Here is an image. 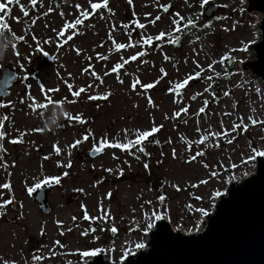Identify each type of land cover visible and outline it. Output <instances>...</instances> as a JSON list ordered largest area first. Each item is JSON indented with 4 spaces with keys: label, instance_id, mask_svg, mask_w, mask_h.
Listing matches in <instances>:
<instances>
[{
    "label": "rangeland",
    "instance_id": "374dc122",
    "mask_svg": "<svg viewBox=\"0 0 264 264\" xmlns=\"http://www.w3.org/2000/svg\"><path fill=\"white\" fill-rule=\"evenodd\" d=\"M18 4L28 15L21 13L18 6H10L6 17L8 28L0 30L13 38L23 37L14 39L0 58V68L16 74L15 81L6 90L7 96L0 97L4 105L0 107V118H3L0 131L4 133L0 138V161L6 166H0V184H9L7 189L0 188V202L10 196L15 202L0 208V264H33V255L43 257L35 264H83L98 254L116 264L121 257L141 249L136 244L144 247L150 229L147 224L155 222L153 213L159 212L173 230L195 231L197 221L202 224L204 218L195 209L203 207L209 212L214 204L208 199L210 191L223 192L228 182L252 172L255 158L248 159L251 148L264 150V92L258 80L240 69L241 63L250 60L249 44L258 37L259 15L244 11L245 0H206L203 7L199 0H132L131 6L128 0H107L110 11L98 9L87 18L79 17L76 6H80V11L91 12L89 0H35L32 4L29 0H18ZM164 4L169 5L167 10H163ZM208 5L218 9L205 18L202 12ZM133 14L138 23L144 24L143 29L130 23L127 28L122 27ZM173 14L183 17V22L172 25L171 20L177 18ZM77 18L82 22L75 29L65 28L60 32L65 22L71 23ZM188 19L193 20L194 26L186 27L185 34L181 30L173 32L174 28L183 29ZM206 19H211V24L203 27ZM161 31L173 37L188 36L179 48L172 47L167 37L141 48V36H155ZM115 43L126 47L115 49ZM141 51V56L129 60L116 73L108 71L113 64L123 63ZM97 53L107 59H98ZM193 60L204 71L200 72ZM212 61L216 63L209 70L207 66ZM161 68L166 73L162 77ZM93 72L100 80L95 79ZM196 72H200L198 77L194 75ZM186 76L192 79L180 90L178 102L173 103L174 94L167 91L170 82ZM117 77L123 82L118 83ZM133 79L157 83L151 89L143 90L137 85L132 90L129 85ZM209 84L211 88L205 92ZM68 85L72 86L71 90ZM81 88L83 91L73 97L71 93ZM105 91L109 92L105 99L88 100V96L99 97ZM210 93L214 94L215 101ZM45 97L63 102L59 106L46 104L44 109L33 111L31 103H46ZM205 100L207 106H204ZM185 105L187 111L173 119L172 113ZM53 107L62 108L73 117L79 113L84 123L69 121L63 115L59 119L53 116L54 127L43 128L41 121ZM201 107L205 110L197 115ZM250 115L261 122L250 123ZM241 120L248 124L247 129L240 126ZM233 123L238 125L234 132ZM154 125L162 127L141 145L124 152L105 148L99 156H88L93 144L99 146L98 141L104 138L111 143L124 142L126 135L128 139L134 138L136 129H150ZM221 125L226 135L215 140L209 137L200 145L193 142L186 150L185 141H195L208 131L221 132ZM81 136L87 138L69 147ZM154 140L158 143L153 144ZM140 146L147 156L137 151ZM198 151L204 155L196 161L183 162L190 153ZM145 162L147 170L143 166ZM69 163V167H64ZM106 168L112 171H104ZM121 169L122 174L117 176ZM212 170L220 175L210 176ZM50 176L59 177V182L39 187L52 185L44 197L50 210L42 213L26 187ZM233 176L236 179H231ZM201 179L207 183L191 186ZM172 184L179 190L171 187ZM158 187L165 196L163 202L156 200L161 194ZM197 196L201 199H195ZM81 204L85 206L84 211ZM105 210L110 219L102 218ZM85 211L96 219H82ZM112 228L115 232L110 231Z\"/></svg>",
    "mask_w": 264,
    "mask_h": 264
},
{
    "label": "water",
    "instance_id": "95a60500",
    "mask_svg": "<svg viewBox=\"0 0 264 264\" xmlns=\"http://www.w3.org/2000/svg\"><path fill=\"white\" fill-rule=\"evenodd\" d=\"M208 5L202 15L207 18L217 11ZM244 11L259 15L258 37L249 44L250 60L240 64L251 79L258 80L264 91V0H245ZM12 73L11 79L8 75ZM16 79L8 68H0V97ZM193 83H190V85ZM189 86V85H188ZM103 153L88 151L90 158ZM52 185L37 188L31 200L42 213L50 210L45 202ZM217 197L197 232L173 230L166 219L155 220L147 231L143 249L128 254L116 264H264V160L255 158L252 172L231 181ZM86 264H112L101 254L90 257Z\"/></svg>",
    "mask_w": 264,
    "mask_h": 264
},
{
    "label": "snow or ice",
    "instance_id": "6c2138e0",
    "mask_svg": "<svg viewBox=\"0 0 264 264\" xmlns=\"http://www.w3.org/2000/svg\"><path fill=\"white\" fill-rule=\"evenodd\" d=\"M205 2H206V0H199L200 6L203 7ZM29 3L30 4L35 3V0H29ZM128 3H129V6H131L132 0H128ZM13 5L18 6L20 11H21V13H23L25 16L28 15V13L25 11V8L22 5L18 4V0H2V2H0V30L8 28V25L6 23V17L9 16L10 6H13ZM76 7H77V11L79 12V17H82V18H87L88 16H91L98 9H104V10L110 11L109 9H107V0H101L100 3L91 2V0H89V7L91 9V12H89L87 10L80 11V6L79 5H77ZM162 7H163V10H167L169 5L164 4ZM173 15L176 16L177 18L171 20L172 25H178V24H181L183 22V17H180L179 14H173ZM157 19H158V17H157ZM216 19H220V17H216ZM81 22H82V20L80 18H77V19L73 20L71 23L65 22L64 27L60 29V32L62 33L65 28L75 29V26L80 24ZM129 23L134 25L136 28H139V29H143L144 28V24H141V23L137 22V20L135 18V14H133L132 19L128 23L123 24L122 27L127 28L129 26ZM210 24H211V21H208L205 25H203V27H208ZM188 26H194V23H193L192 19H188L187 22H186V25H184L185 28L188 27ZM180 30L181 29L179 27L178 28H174L173 32H179ZM59 34L60 33H57V35H59ZM162 37H167L168 38V42L173 44V45H175L177 43L178 39H179L178 36L173 37L171 35V33H165L163 31H161L160 33L156 34L155 36H147V37L141 36L140 37V40L142 41L141 48H143V45H151L153 40L159 41ZM22 38L23 37H14V39H22ZM108 39L109 40L112 39L111 35H109ZM191 42L192 41H189V43H191ZM101 43H103V41ZM131 43L132 42L129 41V45H131ZM57 47H59V45H57ZM125 47H126V45L123 44V43H115L114 44V48L115 49H123ZM156 47L159 48L160 44H157ZM13 49H15V45H13ZM37 51H40L39 47H37ZM77 52H78V50H77ZM142 54H143V52L141 51V52H137L135 55H130L127 58V60L123 61V63L117 62V63L113 64L112 67L108 71L112 72V73H116L129 60H135L138 56H141ZM44 55L47 56L48 54L44 53ZM97 58L98 59H107V57H100L99 53H97ZM164 59L167 60L168 57L165 56ZM221 59L223 60L224 57H222ZM141 63H144V61H141ZM215 63H216V61H212V63L207 66L209 68V70H211L212 64H215ZM193 64L196 66V68L200 69V72L204 71V69L201 68L200 65L196 63L195 60H193ZM88 67L91 68V65H89ZM200 72H196L194 75L198 77L200 75ZM12 75H14V74L10 73L8 75V78L11 79ZM92 75L95 77L96 80H100V77L97 76L95 74V72H93ZM104 75H108V72H105ZM160 75H161V77L166 75V73L164 72L163 68L160 69ZM190 79H192V76H186L185 79H182V80H179V81H171L170 82L171 86L167 89V91L174 94L173 103H177L178 102L176 100V97L180 95V90L183 89L186 86V84L188 83V81ZM205 79H209L210 80L211 77H206ZM117 82L118 83H122L123 81H121L119 79V77H117ZM156 83H157L156 80H154L152 82H149V83H141L138 79H133L132 82L129 85V88L132 89V90H135L136 86L139 85L141 89L147 90V89H151ZM26 87H27V85H26ZM68 88L71 90L72 86L68 85ZM209 88H211V84H209L208 88H205V92H208ZM40 90H41L42 93L44 92V89H43L42 85L40 86ZM82 91H83L82 88L81 89H77L76 91H73L71 94H72L73 97H76ZM108 95H109V92L105 91L99 97L95 96V95L88 96V100L94 101V100H97V99H105ZM210 95H213V101H215L214 94L210 93ZM224 95L227 96L228 93L225 92ZM193 98H194V96L193 97H189V99H193ZM45 101H46V103H39V104L36 103L35 101H33L31 103L30 107L32 108L33 111H36L37 109H41V110L44 109L46 107V104L54 103L56 106H59L63 102L62 100H57V101L53 102L52 100L48 99L47 97H45ZM72 102H74V100L73 101H69V103H72ZM203 103H204V106H207L208 101L205 100ZM148 105L149 106L152 105V101H151L150 98L148 99ZM3 106H4L3 103L0 102V107H3ZM133 106L135 107V105H133ZM204 110H205L204 107H201V108H199L197 110L196 114L199 115L200 113L204 112ZM186 111H187V105H185L184 107H180L178 111H174L172 113V118L175 119L176 117H179L181 115V113H185ZM62 115L66 116L69 121L75 119L76 122H78L80 124L84 123V120L81 119L79 113H77L75 115V117H73L72 115H69L68 113H64V112L62 113ZM224 115H227V113H224ZM165 118L167 119L168 117L166 116ZM248 120L252 124L261 122L259 120H254L251 115L248 117ZM2 123H3V118H0V124H2ZM240 126H242L244 129H247L248 124H244L243 120H241L240 121ZM159 127H162V126L154 125L150 129H145V130L136 129L134 131V133H133V137L134 138L133 139H128L127 135H126L124 142L111 143V142H109L108 139L104 138L101 141H98V145L99 146H97L96 144H93V146L90 149V151L93 152V153H101V151L103 149H105V148H113V149H119L121 152H124L125 150L130 149V148H132L134 146L141 145L142 142L146 140V138H148L151 134L156 133ZM237 127H238V125L236 123H233L231 130L234 132V131H236ZM221 129H222V131L221 132H217V133H213L211 131H208L207 135H200L199 139H197L195 141H185L186 150L190 149L191 144L193 142L196 145H200L202 142L207 141L209 139V137H211L213 140H215L217 137H223L224 135H226V132L223 131V125H221ZM34 131L39 132V131H41V129H34ZM124 131L127 134L128 130L125 129ZM196 131L199 133L200 129L197 128ZM23 134L24 133L21 132L20 136H23ZM88 135L90 136V135H92V133L89 131ZM3 136H4L3 131H0V138H3ZM86 138H87L86 136H81L80 140H74L73 144L69 145V147L78 145L79 143L82 142V140H84ZM10 142H19V141H10ZM226 142L230 143L231 141H226ZM152 143L153 144H157L158 141L154 140V141H152ZM208 146H211V145H208ZM217 147H218V144H217ZM0 150H2V149H0ZM53 150L57 154H59V149L56 148L55 145H53ZM137 151L140 152V153H143L144 156L148 155V153L144 150V148L142 146L138 147ZM129 155H132V153H129ZM161 155H162V153H161ZM202 155H204V153L202 151H198L195 154H191L190 153L183 162L184 163H189V162L196 161L197 157L198 156H202ZM172 156H173V158H175V149L172 150ZM258 157H264V150H261V149L255 148V147L251 148V154L248 156V159L252 160V159L258 158ZM46 158L47 157H45V159ZM113 158H115V157H113ZM135 158L139 159L138 156H136ZM201 163H202L203 167L208 168L207 164H203V162H201ZM57 165L59 166V161H57ZM0 166H5V165H3L2 161H0ZM69 166H70V163L64 165V167H69ZM143 166H144V168L146 170L148 169V164L146 162L144 163ZM219 167L223 168L224 166L220 165ZM231 167H235V165H231ZM104 171L111 172L112 170L106 168V169H104ZM122 171H123L122 169L119 170L117 172V176L121 175ZM209 175L212 176V177H216V176L220 175V173L216 172L215 170H212L209 173ZM231 179H236V177L233 176V177H231ZM58 182H59V177H57V176L45 177L44 179L40 180L38 183H34L31 187H26V192L28 194H32L34 189L39 188L41 186V184H45V185H47V184H56ZM224 182L225 183L227 182V178H225ZM206 183H207L206 180L201 179V180H198L195 184H192L191 186L192 187H196L197 184L203 185V184H206ZM171 187H173L177 191L179 190V188L175 184H172ZM0 188L7 189V188H9V184L7 182H4L3 184H0ZM80 191H82V190H80ZM110 195H111V193H106V196H110ZM222 195H223V193L221 191H219V190H211L210 191V195H208V199L210 201H215V199L217 197H221ZM195 199L199 200V199H201V197L197 196V197H195ZM156 200L159 201V202H163L165 200L164 194L161 192L160 195L156 196ZM10 202H11V196L9 197V199H4L2 202H0V208H3L5 205H8ZM144 203L145 204H150L151 201H144ZM187 207H189V209H191L190 205H188ZM80 208H81V211H84L85 206L83 204H81ZM99 209H100V206L97 205V210L99 211ZM166 211L167 210L164 209L165 213H166ZM195 211L198 212L201 217H204V216L208 215V212L203 207L196 208ZM153 216H154L155 220H160L161 219V215H160L159 212L153 213ZM102 218H109L110 219V217L108 216L107 210H105L104 217H102ZM82 219H84V220H89V219L95 220L96 217H91L90 218L88 216L87 212L85 211L84 216L82 217ZM73 220H75V217H73ZM56 223L59 224L58 221ZM199 223L200 222L197 221V226H199ZM151 227H152V222H149L147 224V228H151ZM90 230H92V229H90ZM110 231L115 232V228L110 229ZM81 235L83 236L84 233L82 232ZM54 243H58V242H54ZM135 247L136 248H142L143 245L138 243V244L135 245ZM41 259H43V257L40 256V255H33L32 256L33 264H35L36 261L41 260ZM121 259H123V257H121Z\"/></svg>",
    "mask_w": 264,
    "mask_h": 264
},
{
    "label": "clouds",
    "instance_id": "9594fccd",
    "mask_svg": "<svg viewBox=\"0 0 264 264\" xmlns=\"http://www.w3.org/2000/svg\"><path fill=\"white\" fill-rule=\"evenodd\" d=\"M14 38L11 36V34L5 35L0 33V58L3 57L5 52L8 50L10 45L13 43ZM64 110L62 108L53 107L49 109V115H47L42 121V126L45 129L53 128L54 124L52 122V117L55 116L57 119H59L62 116V113Z\"/></svg>",
    "mask_w": 264,
    "mask_h": 264
},
{
    "label": "trees",
    "instance_id": "16d2710c",
    "mask_svg": "<svg viewBox=\"0 0 264 264\" xmlns=\"http://www.w3.org/2000/svg\"><path fill=\"white\" fill-rule=\"evenodd\" d=\"M210 20H211V19H206V22H208V21H210ZM206 22H205V23H206ZM181 31L184 32L183 34H185L186 31H187V28L184 27L183 29H181ZM187 36H188V35H181V36H179V39H178L177 43H176L175 45L171 44L172 47H174V48H179L181 42H182L183 40H185ZM158 190H159V193H161V191H160V187H158ZM8 199H9V198H8ZM12 203L14 204L15 202L12 200V197H11V204H12Z\"/></svg>",
    "mask_w": 264,
    "mask_h": 264
},
{
    "label": "bare ground",
    "instance_id": "6f19581e",
    "mask_svg": "<svg viewBox=\"0 0 264 264\" xmlns=\"http://www.w3.org/2000/svg\"><path fill=\"white\" fill-rule=\"evenodd\" d=\"M258 86H259L260 90H261L262 92H264L263 89L261 88L260 84H259ZM202 221H203V219H202ZM200 228H201V223L199 224V226H197V228L195 229L194 232H197L198 230H200ZM141 249H143V248H141ZM135 253H136V252H134V253H132V254H135ZM95 256H97V255H95ZM86 262H87V260H86ZM86 262H84L83 264H86Z\"/></svg>",
    "mask_w": 264,
    "mask_h": 264
}]
</instances>
